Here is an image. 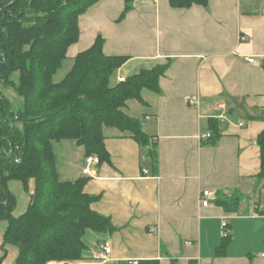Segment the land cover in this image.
Instances as JSON below:
<instances>
[{"label": "crops", "instance_id": "crops-1", "mask_svg": "<svg viewBox=\"0 0 264 264\" xmlns=\"http://www.w3.org/2000/svg\"><path fill=\"white\" fill-rule=\"evenodd\" d=\"M124 0H100L79 19L74 57L99 35L104 52L128 56L114 83L168 65L160 90L143 89L128 113L143 121L158 147L157 168L127 133L105 127L110 160L87 167L73 139L54 141L61 181L89 178L94 210L112 219L109 234L89 232L85 259L47 264H264V178L257 137L264 129V0H209L174 8L169 0H135L120 19ZM254 58L255 62L248 59ZM190 99L194 103H190ZM217 120L219 138L212 142ZM23 190V189H22ZM21 190V191H22ZM212 192L203 206L201 192ZM239 193L237 209L218 203ZM30 196L18 204L23 213ZM231 239L224 254L223 221ZM111 252L101 256V244Z\"/></svg>", "mask_w": 264, "mask_h": 264}, {"label": "trees", "instance_id": "trees-1", "mask_svg": "<svg viewBox=\"0 0 264 264\" xmlns=\"http://www.w3.org/2000/svg\"><path fill=\"white\" fill-rule=\"evenodd\" d=\"M100 0H0V220L7 221L2 247L16 246L15 264L76 262L85 259L89 232L109 234L112 219L92 207L99 198L85 191L89 178L61 181L53 142L73 139L85 158L95 155L99 164L109 161L105 127L134 138L145 157L157 168L158 147L143 121L128 113V101L143 102V89L160 90L168 65L142 69L112 83L114 73L128 60L104 52L99 35L92 46L74 57L71 69L56 81L78 42L80 17ZM124 18L135 0H124ZM174 8L207 7L209 0H169ZM264 68V62H263ZM11 90L15 99L7 94ZM264 121V108L260 115ZM209 140L219 138L217 120H211ZM260 179L264 178V129L257 137ZM19 181L30 200L16 215L17 196L11 182ZM33 186V187H32ZM218 203L236 210L239 193L220 195ZM231 239L227 233L218 248L224 254ZM140 264H159L141 261Z\"/></svg>", "mask_w": 264, "mask_h": 264}, {"label": "rangeland", "instance_id": "rangeland-1", "mask_svg": "<svg viewBox=\"0 0 264 264\" xmlns=\"http://www.w3.org/2000/svg\"><path fill=\"white\" fill-rule=\"evenodd\" d=\"M73 62L74 59L69 56V58L64 62L62 69L55 76L56 81H59L64 77V75L71 69ZM113 79L112 83H114ZM7 94L15 99V95L11 90L7 91ZM11 188L17 196V203H24L28 193L22 190V183L19 181H13L11 182ZM7 224V221L0 220V264H15L18 255L17 247L10 244L6 245L5 248L2 247L4 241V232L7 228Z\"/></svg>", "mask_w": 264, "mask_h": 264}, {"label": "built area", "instance_id": "built-area-1", "mask_svg": "<svg viewBox=\"0 0 264 264\" xmlns=\"http://www.w3.org/2000/svg\"><path fill=\"white\" fill-rule=\"evenodd\" d=\"M250 62H255L254 58H249L248 59ZM190 103H194L193 100L190 99ZM211 133H207L205 135H203V138H210ZM85 162L87 164V167L84 169V173H89L91 174L93 171L90 170V166L93 164H99V158L95 155L89 156L85 158ZM212 196V192L209 190H204L201 192L200 198H201V202L203 206H208L210 204V198ZM223 229H224V235L226 236L228 231H227V226H228V222L226 220L223 221ZM101 248H102V253L101 256L104 258H107L108 255L111 252V247L110 244L108 242H104L103 244H101ZM132 264H140L139 260H133Z\"/></svg>", "mask_w": 264, "mask_h": 264}]
</instances>
